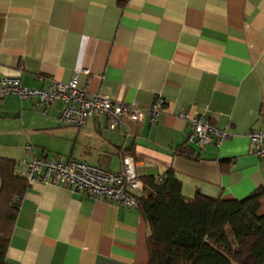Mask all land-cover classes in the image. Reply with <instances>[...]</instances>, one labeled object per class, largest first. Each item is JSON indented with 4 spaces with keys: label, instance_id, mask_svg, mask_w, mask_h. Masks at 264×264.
Returning a JSON list of instances; mask_svg holds the SVG:
<instances>
[{
    "label": "crops",
    "instance_id": "obj_1",
    "mask_svg": "<svg viewBox=\"0 0 264 264\" xmlns=\"http://www.w3.org/2000/svg\"><path fill=\"white\" fill-rule=\"evenodd\" d=\"M76 73L90 94L141 108L161 96L163 111L154 124L110 132L105 119L76 128L60 123L59 104L9 96L0 101V123L10 126L0 129V157L72 159L118 173L130 154L139 178L172 169L186 198L242 200L264 189V159L247 137L264 130V0H0V76L33 90ZM194 110L230 138L188 143L190 125L178 115ZM26 137L32 150L11 157V140ZM181 146L197 160L175 155ZM27 189L7 264L148 263L138 211L64 186Z\"/></svg>",
    "mask_w": 264,
    "mask_h": 264
},
{
    "label": "trees",
    "instance_id": "obj_2",
    "mask_svg": "<svg viewBox=\"0 0 264 264\" xmlns=\"http://www.w3.org/2000/svg\"><path fill=\"white\" fill-rule=\"evenodd\" d=\"M193 154L187 146L175 152L195 161ZM124 156L131 155H121V161ZM16 164L0 157V264H7L19 201L29 187ZM140 180L144 193L136 210L148 228L147 264H264V189L242 200L210 198L198 191L186 198L172 169Z\"/></svg>",
    "mask_w": 264,
    "mask_h": 264
},
{
    "label": "built area",
    "instance_id": "obj_3",
    "mask_svg": "<svg viewBox=\"0 0 264 264\" xmlns=\"http://www.w3.org/2000/svg\"><path fill=\"white\" fill-rule=\"evenodd\" d=\"M76 76L78 73L72 76L67 84L51 81L45 89L33 90L23 86L18 77L0 76V101L9 96H16L20 100H37L45 109L59 104L61 124L81 128L89 120L102 118L106 120L110 132L119 131L125 124L138 126L146 118L149 123L154 124L163 111L165 100L161 96H156L148 108H141L136 103L125 104L103 95L90 94L86 88L81 89L78 86ZM178 117L188 121V143L194 146L201 148L215 139V145L219 147L223 141L230 138L228 132L218 131L200 111L194 110L191 114L181 112ZM249 131L247 137L252 153L264 159V130L253 128ZM31 150V146H26V152ZM133 160L131 156H124L122 161L120 160L121 170L118 173L72 159L46 157L18 163L16 169L18 175L29 185L48 183L64 186L91 199H102L114 206L136 210L144 193V185L136 173L137 164ZM21 164L25 165L24 171L20 170Z\"/></svg>",
    "mask_w": 264,
    "mask_h": 264
},
{
    "label": "rangeland",
    "instance_id": "obj_4",
    "mask_svg": "<svg viewBox=\"0 0 264 264\" xmlns=\"http://www.w3.org/2000/svg\"><path fill=\"white\" fill-rule=\"evenodd\" d=\"M0 129L9 130L10 126L7 125V123H0ZM1 140H4V139H0V145H2ZM5 143L6 142H4V144ZM10 144L16 145L15 147H13L14 148L13 151H15L14 152L15 154H13V156H11V157H15L16 159H22V157L27 154L25 152V146H27V145H35V143L30 142V140H28L27 137L22 139V140H17V141H12L11 140ZM4 153H8V152H4ZM8 155H10V153ZM18 161H20V160H18ZM140 172L141 171L138 170L137 171V175H140Z\"/></svg>",
    "mask_w": 264,
    "mask_h": 264
}]
</instances>
